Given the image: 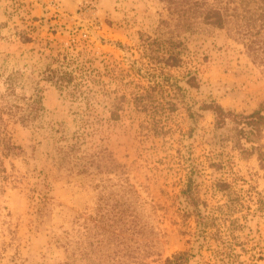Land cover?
I'll return each instance as SVG.
<instances>
[{"label":"rangeland","instance_id":"374dc122","mask_svg":"<svg viewBox=\"0 0 264 264\" xmlns=\"http://www.w3.org/2000/svg\"><path fill=\"white\" fill-rule=\"evenodd\" d=\"M176 30L164 0H0V97L13 87L7 100L33 114L6 115L20 148L0 179V264H137L139 251L145 264L180 251L187 264H264V169L252 148L264 150V130L248 141L203 108L260 107L264 67L224 29ZM172 36L175 67L152 57ZM76 142L79 155L120 167L65 170L59 148ZM118 188L137 190L123 217L145 229L121 231L116 246L103 229L122 218Z\"/></svg>","mask_w":264,"mask_h":264},{"label":"trees","instance_id":"16d2710c","mask_svg":"<svg viewBox=\"0 0 264 264\" xmlns=\"http://www.w3.org/2000/svg\"><path fill=\"white\" fill-rule=\"evenodd\" d=\"M168 4V11L172 19L175 20V28L180 32L195 33L204 27H216L227 31L228 35L236 42L243 46L244 52L251 61L259 66L264 67V0H164ZM176 30V31H177ZM28 39V38H26ZM182 43L176 40L174 36L168 38V54L152 56L168 66H178L181 61V53L176 51L177 45ZM187 83L191 86H199V79L195 74H190ZM14 94V88L7 87V93L0 97V179H6L7 167L4 156L10 154L20 146L13 142L6 131V115L11 118L19 119L27 123L33 117L32 111L24 107L17 109V105L10 103L7 97ZM144 99L145 96L140 94L137 99ZM139 105V103H138ZM204 109L212 110L217 118V124L223 126L230 119L239 125L240 134H244L246 139L255 142L253 138H260L264 130V104L250 113H236L234 110L226 109L221 103L212 100L204 104ZM252 148L257 151L258 159L264 169V150L260 144H253ZM79 144L73 143L67 146H61L58 152L59 165L68 171H88V167L94 165L99 171L113 172L116 171L120 164H105L96 157L89 155H79ZM81 167V170L79 169ZM131 185V184H128ZM189 187V186H188ZM0 188H3L0 185ZM191 188V185H190ZM131 194V195H129ZM117 200L124 206L121 215L122 218L114 220L108 224L109 228L103 229V235L110 242L111 239L121 238L119 242H113L116 246L125 245L124 239H128L121 234V231L129 234H142L145 224L140 223L138 232L135 231L136 224L131 226V222L124 219L126 211L130 208L131 196L137 195L135 188H118ZM49 198L43 200V206L40 212L48 205ZM125 208V209H124ZM116 222H119L117 224ZM119 230V234L116 233ZM125 247V246H123ZM145 255L135 256L137 264H145ZM114 259V257H113ZM190 259L188 251H180L172 257L166 258V264H187ZM126 261V260H125ZM112 264H115L112 262ZM117 264H120L119 261Z\"/></svg>","mask_w":264,"mask_h":264}]
</instances>
